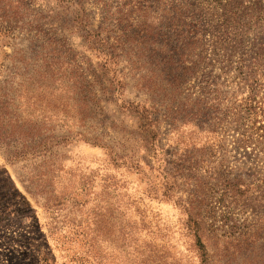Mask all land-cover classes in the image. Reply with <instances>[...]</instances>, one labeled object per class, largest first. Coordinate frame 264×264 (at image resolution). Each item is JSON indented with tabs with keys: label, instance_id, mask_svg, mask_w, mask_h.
I'll return each mask as SVG.
<instances>
[{
	"label": "rangeland",
	"instance_id": "rangeland-1",
	"mask_svg": "<svg viewBox=\"0 0 264 264\" xmlns=\"http://www.w3.org/2000/svg\"><path fill=\"white\" fill-rule=\"evenodd\" d=\"M1 104L0 264H264V0H0Z\"/></svg>",
	"mask_w": 264,
	"mask_h": 264
},
{
	"label": "trees",
	"instance_id": "trees-1",
	"mask_svg": "<svg viewBox=\"0 0 264 264\" xmlns=\"http://www.w3.org/2000/svg\"><path fill=\"white\" fill-rule=\"evenodd\" d=\"M3 104L0 105L2 107ZM1 110V109H0ZM6 115V110L2 111ZM14 117H10L9 119L5 117V122L0 121V130H2L4 133L0 131V144H5L6 146L10 143H13L17 141L19 143V148H14L12 151H9L8 154H6V159L9 161H22L24 159H36V158H42V161H45V157L49 156L51 154L50 146L45 145L44 139H37V138H25L20 135V132L15 134L13 131L18 129L20 126L17 121L13 122L15 119ZM6 128V129H4ZM7 132V133H5ZM9 132V133H8ZM24 134V133H22ZM14 135V136H12ZM13 138L12 141H7L8 139ZM208 216L214 217V209L208 214ZM210 217V218H211ZM196 218V217H195ZM193 223H196V219H192ZM212 225V222L209 224ZM195 239L196 244L198 246V249L200 250V254L205 257L206 250L204 247L203 242L201 241L200 236L195 233ZM38 259L41 261L42 264H53L54 259L49 256V253L46 251H43L42 253H38Z\"/></svg>",
	"mask_w": 264,
	"mask_h": 264
}]
</instances>
